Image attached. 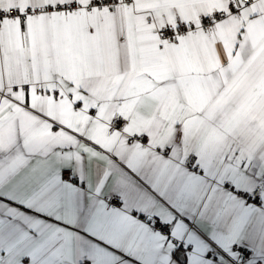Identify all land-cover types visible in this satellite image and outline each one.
Wrapping results in <instances>:
<instances>
[{"label": "crops", "instance_id": "1", "mask_svg": "<svg viewBox=\"0 0 264 264\" xmlns=\"http://www.w3.org/2000/svg\"><path fill=\"white\" fill-rule=\"evenodd\" d=\"M71 1L87 0H0V8L41 10L0 24V216L38 215L25 205L70 183L62 169L82 176L83 189L105 192L134 178L129 162L213 185L234 169L264 183V0L209 32L200 17L227 0L45 11ZM178 20L198 28L174 44L160 39L157 30ZM114 114L126 121L123 130L110 129ZM138 134L144 143L130 139ZM198 160L207 175L193 169ZM60 210L67 214L63 199Z\"/></svg>", "mask_w": 264, "mask_h": 264}, {"label": "snow or ice", "instance_id": "2", "mask_svg": "<svg viewBox=\"0 0 264 264\" xmlns=\"http://www.w3.org/2000/svg\"><path fill=\"white\" fill-rule=\"evenodd\" d=\"M128 166L134 178L120 177L113 190L66 183L25 205L38 215L0 216V264H20L24 255L32 264H264V183L235 169L213 185L191 173L184 179L180 169ZM192 166L209 173L202 161Z\"/></svg>", "mask_w": 264, "mask_h": 264}, {"label": "built area", "instance_id": "3", "mask_svg": "<svg viewBox=\"0 0 264 264\" xmlns=\"http://www.w3.org/2000/svg\"><path fill=\"white\" fill-rule=\"evenodd\" d=\"M116 2V0H87L86 2H76L71 1L67 3H57L53 6H47L45 11H64L68 13H72L79 9H88V8H96L103 7L105 9H110L111 6ZM251 0H227L226 7L221 10H212L207 14H203L200 17V26L205 32H209L217 23L226 19L229 15H238L240 9L243 5L248 4ZM40 9H26L20 10L15 7L11 8H0V24L5 20H10L13 18H21L24 19L27 16L33 14L34 12H40ZM198 26L193 23L186 24L180 20L176 21L174 24H167L162 26L157 30V33L160 39L168 42V43H176L178 38L182 36H186L192 31L196 30ZM108 125L110 129L123 130L126 126V121L121 118L118 114H114L109 120ZM131 140L139 141L144 143L146 141L145 134L133 135L130 137ZM195 169V167H193ZM72 174L71 178L69 175ZM60 179L65 182L76 183L77 186L83 188L85 186L84 181H81L79 177L74 175L69 169H62L60 171ZM258 190V189H257ZM258 200V199H257ZM257 200H249V202H255ZM87 264V263H84Z\"/></svg>", "mask_w": 264, "mask_h": 264}]
</instances>
